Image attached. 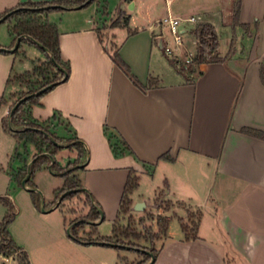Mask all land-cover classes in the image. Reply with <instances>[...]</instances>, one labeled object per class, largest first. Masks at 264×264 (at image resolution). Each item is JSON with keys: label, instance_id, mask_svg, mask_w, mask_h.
I'll list each match as a JSON object with an SVG mask.
<instances>
[{"label": "crops", "instance_id": "obj_1", "mask_svg": "<svg viewBox=\"0 0 264 264\" xmlns=\"http://www.w3.org/2000/svg\"><path fill=\"white\" fill-rule=\"evenodd\" d=\"M55 1L63 0H0V15L27 2ZM236 3L112 0L104 6L97 0L47 16L58 29L61 57L71 74L32 106L29 115L59 138L83 142L87 154L81 165L86 166L76 175L104 215L101 224L89 226L91 238L115 236L129 180L137 177L135 198H128L132 208L150 194L164 206H177L173 209L179 226L169 223L153 264H229V259L234 264H264V140L241 132H264V0H241L239 23L247 30L233 29ZM119 17L128 24H106ZM169 17L183 20L190 48L197 45L193 31L210 24L217 31L221 57H226L233 39L235 54L224 63L196 65L188 73L173 71L157 42L163 31L167 33L162 23ZM191 18L196 22H187ZM14 40L12 33L0 38V48L14 49ZM22 45L17 53L0 52V198L15 207V220L8 227L13 242L31 264H126L138 259L134 253L126 256L128 250L70 238L67 216H48L59 208L48 214L39 211L31 192L15 179L12 170L22 167L15 159L22 146L14 134L15 139L7 134L2 120L10 112V98L23 91L13 80L45 57L36 47ZM115 49L143 86H154L147 92L137 88L111 59L109 52ZM15 141L16 147L10 144ZM164 155L173 162L160 160ZM78 156L76 149L64 148L55 159L66 167ZM48 167L33 177L38 190L36 179ZM60 179L62 185L50 191L49 206L55 191L64 186ZM0 212L1 222L8 214L2 203ZM188 221L196 224L190 231L185 224V231L182 225ZM104 225L112 227L111 234L103 231ZM0 264H19L18 256L0 254Z\"/></svg>", "mask_w": 264, "mask_h": 264}, {"label": "trees", "instance_id": "obj_2", "mask_svg": "<svg viewBox=\"0 0 264 264\" xmlns=\"http://www.w3.org/2000/svg\"><path fill=\"white\" fill-rule=\"evenodd\" d=\"M88 1L89 0H76V1L63 0V1H55V2H41V3L27 2L19 5L17 8L13 10L7 11L3 15H0V20H1L7 14L12 13V15L8 19H6L2 24L10 23L12 25L11 33L15 37L14 40L15 44L20 37L29 36L33 38L37 43L42 45L43 48L48 50L47 53L43 48L34 44L32 41L27 40L28 42L26 43L36 47L46 56V58L48 59V66L54 70V72H52L54 76L51 77L47 75L48 73L42 71L40 68H37L35 70V73H39V75L43 78V80H46V82L40 89L30 91L14 104L15 106L23 98L30 96L25 102L21 103V105L18 107L15 113L9 117V127L11 125L15 130L19 131L15 134V137H17L18 139L20 138L25 139V144H32L37 148L38 153L33 158V160L36 161L32 166V177L27 184V186L32 189H36L33 183L34 175L38 171H40L43 168V166L51 164L50 159L44 154H51L55 158L57 153L63 150L64 148L76 149L78 151L79 153L78 159L74 162H69V164L66 167H62L56 159H55V163L52 165V170L56 173L58 177L64 180L63 188L55 191L56 201H58L61 196H63L66 192L69 191H72L73 193L68 195L64 199V201L75 195L87 194V191L86 192L84 191V189H86L85 186L83 185L79 177L76 175L78 171L83 170V169H78L77 166L81 165L83 158H85L87 154V151L81 140L61 139L56 134L51 132V128L49 126H43L37 122H34L29 115V111L32 106L38 105L41 99L45 95L53 91L57 86L66 83L71 74L70 66L67 63H65L61 57L60 40H59L60 35L58 29L55 25L49 23L47 16L52 12L80 7L82 5L87 4ZM96 1L97 0H93L90 4L86 5L85 7L92 5ZM240 7H241V0H237L234 11L233 29L236 30L237 27H242L245 30H247L248 29L247 26L240 25L239 23ZM15 21H17L16 24ZM127 24H128L127 19L122 21V18L119 17L112 23V27L115 28L120 25H127ZM193 35L197 39V53L193 60V63L196 65H202V64L210 65V64L224 63L226 60H228L235 54L236 41L233 39L228 54L226 55V57H221L219 52L220 49L219 37L215 27L210 24L200 25L196 30L193 31ZM21 43H25V41L22 40ZM17 52L18 50L15 51L14 53ZM3 53L10 54L9 52H3ZM109 54L115 65L119 69H121V71L131 80V82L137 88H139L143 92H147L149 88H152L154 86L153 84H150L149 87L143 86L141 82L136 78V76L133 75L131 68L128 66V64L121 58L120 53L117 49L113 50L112 53L109 52ZM56 64L59 65L62 69H64L65 73L58 70ZM192 68L193 66L186 65L181 70V72L188 73ZM260 78L262 84L264 85V59L260 66ZM42 90L45 91H43L40 95H36L38 92ZM2 101L3 100H1L0 104H2ZM56 118L57 117L55 116V119ZM43 132H45L49 136ZM241 132L243 134L264 140V132L253 129H247V128L242 129ZM160 160L173 162V159L169 155L162 156ZM27 173H28V167L24 172H22V174H19V178L17 179V181L20 185L22 184V181L25 179ZM138 179L139 178L134 177L129 180L127 190L125 191V198L123 200V205L121 207V210L125 205V203H128V201H129L128 203L129 205L132 204V202L128 199V194L132 189L134 188L136 189L138 187V182H139ZM31 196L35 207L39 211H41L40 195L36 192H32ZM87 199H89V206H90L88 215L84 219H79L74 223L80 220H87L92 222H98L100 220L101 214L99 210L102 211L101 206L99 204H96L97 206L95 204H92L93 197L89 194H87ZM0 203H2L8 209L7 216L0 222V238H1L0 254H3L5 256L17 255L19 259V264H31L27 253L21 250L13 242L8 232V227L15 220L14 205L11 203V201L8 198H0ZM55 204L56 202L53 203L50 207H53ZM164 204L165 203L160 202V205L164 206ZM169 223H170V219L169 221H167L166 230H168ZM81 226L83 225H79L72 230V234L75 237V241L81 244L96 245V243L98 242L115 244L117 245L115 248L118 250L121 251L128 250L142 257L143 260L138 264H149L151 262V257L144 251L153 253L155 255V258L157 256L156 250H149L148 248L142 247L139 244L130 242L132 240L130 238H133L134 240H139L140 236L135 235L130 237L129 234L126 235L124 234L123 237L129 239V242H125L124 240H121V238H118L119 236L118 223L114 227L113 233L115 236L113 238L98 237L96 239H93V238L79 237L78 229ZM182 226H183V230L186 231V226L184 223ZM94 227L96 226H93V228Z\"/></svg>", "mask_w": 264, "mask_h": 264}, {"label": "rangeland", "instance_id": "obj_3", "mask_svg": "<svg viewBox=\"0 0 264 264\" xmlns=\"http://www.w3.org/2000/svg\"><path fill=\"white\" fill-rule=\"evenodd\" d=\"M107 1H112V0H102V3L107 4ZM116 19L113 18L112 20L106 21V24L109 23L111 24L112 22H114ZM125 19H122V21ZM17 21H15L16 24ZM105 23L101 24L102 28H103V38L104 41L108 42V39L110 36H108V32H107V25ZM10 23H4L2 25H0V38H5L10 36ZM25 43L28 42L27 40H24ZM224 43V42H223ZM23 44V43H22ZM21 44V47L23 46ZM16 45V44H15ZM195 43H194V48H190V46H188V42L185 41L184 46L180 48L179 53L180 56L179 58H177L178 62L173 65L172 64V58H167L166 57V62L169 64V66L171 67V69L175 72H181V70L184 68V66L186 65H191L193 67L196 66V64L193 63L194 60V56L192 54L193 51H195ZM222 51L226 50V46L225 44H223L222 47ZM192 49V50H191ZM36 49H32L31 53L33 54ZM236 50V48H235ZM192 54V55H191ZM189 59H192V62L187 63V61ZM35 65L33 67V69L28 72L25 73L24 75L17 77L13 80L16 81L18 84H20L21 86H23V91L15 94L14 96H12V100L10 98V112L9 114H7L3 120H2V124H3V128L5 129V131L7 132L8 135H12V134H16L15 132H12L10 127H9V117H10V113L13 109L14 104L20 99L22 98L24 95H26L27 93H29L30 91L33 90H38L40 89L46 82V80H43V78L39 75V73H35V70L37 68H40L42 71L48 73L47 75L53 77V73L54 70L51 69L48 66V59L45 57H42V59L40 60H35L34 61ZM12 137V136H11ZM13 139H15L14 137H12ZM21 142V149L20 152L21 154H17V158L16 161H18L20 163V165L22 166L20 169H13L12 173L17 177L15 178L16 180L19 178V174H22V172H24L27 169V166L30 164V162L33 160L34 156L37 155L38 151L37 148L32 145V144H25V139H19ZM8 143V142H7ZM6 144V142H5ZM9 144V143H8ZM10 144H15V147L17 146V142H10ZM4 145V143H3ZM1 146V144H0ZM3 148V146L1 147ZM17 170L19 171V174H17ZM38 180V183H40V188H41V192L43 194V198L40 196L41 198V202L42 199H44V201L47 202L46 206H47V210L52 209L49 206V201L51 200V190L55 187H58L60 185H62V181L59 177H56L54 174H52L50 171L44 172L42 174L39 175V177L36 179V181ZM139 181V179H138ZM22 187V184H21ZM23 188V187H22ZM149 189V188H148ZM136 189H132L129 194H128V198H135V194H136ZM149 191V190H148ZM152 191V190H151ZM61 198V197H60ZM146 202H148L149 206H156L154 208H147L144 211H138V212H133L131 210L132 208V204L129 205V201L128 203H125V205L123 206L122 210H121V218H120V222L118 224V233L119 236L118 238H121V240H124L125 242H129V239L124 238L123 235L125 234H129L130 237L132 236H140L139 240H134L133 238L130 242H133L135 244H139L142 247L148 248L149 250H156L158 251L159 248V244L160 242L164 239L166 233H167V221L170 222L172 221V228L173 226L178 227L179 226V222L176 219V217H178L177 213L175 212V210L173 209L176 208L177 206H172L171 204H167L164 206L160 205V198L153 197V194H150L148 197H144ZM60 200V199H59ZM58 200V201H59ZM58 201H56V198L53 199V203H57ZM52 203V204H53ZM51 204V205H52ZM160 206V207H159ZM181 207L183 209V206H178ZM89 201L87 200V198L83 195H75L73 197H70L68 199H66L65 201L63 200V202L61 203L59 209H57L56 211L52 212L50 215H48L49 217H51L53 220L54 219H59L61 220L63 216H67V228L66 231H68V229L71 227V224L74 223L75 221L79 220V219H84L88 213H89ZM177 209V208H176ZM180 208H178L179 210ZM181 210V209H180ZM185 210V209H184ZM167 212V213H166ZM43 213V212H42ZM67 214V215H66ZM0 216H1V212H0ZM2 218V216L0 217ZM185 221V219L183 220ZM189 227V231L194 229V226L196 224V221H188L187 223H184ZM111 229L112 227L110 225H104L103 227V231L105 232V230H107L106 233L111 234ZM88 231H90L89 225H83L78 229V236L81 234L82 238H91V233H87ZM85 236V237H83ZM126 256H128L129 258L133 257V253L132 252H127L124 253ZM123 254V255H124ZM8 257V256H5ZM138 259L134 260V261H128L126 262V264H138L140 263L143 258L138 256ZM229 264H234L232 259H229Z\"/></svg>", "mask_w": 264, "mask_h": 264}, {"label": "water", "instance_id": "obj_4", "mask_svg": "<svg viewBox=\"0 0 264 264\" xmlns=\"http://www.w3.org/2000/svg\"><path fill=\"white\" fill-rule=\"evenodd\" d=\"M92 1H93V0H89V1L87 2V4L82 5V6H80V7H77V9L84 8L86 5L90 4ZM124 2H126V0H122V3H124ZM11 15H12V13L7 14L5 17H3V18L0 20V24H2V23H3L6 19H8ZM22 40H30V41H32L34 44H36V45H38L39 47L43 48L42 45H40L39 43H37L33 38H31V37H29V36H22V37H20V38L17 40L14 49H12V50H7V49H5V48H0V52H1V53H3V52L14 53L15 51H17V50L19 49V46H20ZM157 42H158L159 46L161 47V49L164 51V43H165V40H164L163 38H158ZM43 49L48 53V50H47V49H45V48H43ZM53 61H54V60H53ZM172 64L175 65V60H172ZM56 67H57L58 70H60V71H62L63 73H65L64 69H62L59 65L56 64ZM66 77H67V76H66ZM43 91H45V90H42V91L38 92L36 95H40ZM29 97H30V96H28V97H26V98H23L21 101H19V102L14 106V108L12 109V111H11V113H10V116H12V115L15 113V111L18 109V107L21 105V103L25 102ZM10 129H11L12 132H15V133L19 132L18 130H15L11 125H10ZM43 133H45V132H43ZM45 134H46V133H45ZM46 135H48V134H46ZM48 136H49V135H48ZM58 145H59V144H58ZM60 146H61V145H60ZM44 155L47 156V157L50 159V161H51V164L49 165L48 170H49L52 174L56 175V173L52 170V165L55 163V158H54L51 154H44ZM35 161H36V160H32L31 163L29 164V166H28V173H27L25 179L22 181V187H23L25 190H27V191H29V192H31V193H32V192H36V193H38V194L43 198V194H42V192H41L40 190H38V189H31V188H29V187L27 186L29 180H30L31 177H32V166H33V164L35 163ZM85 166H86V163L77 166V168H78V169H83V168H85ZM84 191L86 192L85 189H84ZM71 193H73V192H72V191H69V192H66L63 196H61L60 200H59V201L55 204V206H54L52 209H50V210H47V209H46L45 201H44V199H42V202H41V212H43L44 214H48V213L52 212L53 210L59 208L60 205H61V203L63 202V200H64L68 195H70ZM147 208H154V206H149V205H148V202L137 203V204L134 205V207L132 208V210L135 211V212H138V211H144V210H146ZM99 212H100V214H101V218H100V220H99L98 222H92V221H87V220H80V221H78V222H76V223H74V224L71 225V227H70V228L68 229V231H67V232H68V236H69L70 238H72V239L75 240V237H74L73 234H72V230H73L75 227L79 226V225L97 226V225L101 224V223L104 221V215H103V212H102L101 210H99ZM96 245L107 246V247H114V248L117 246V245H115V244L101 243V242L96 243ZM144 252H146V253L151 257V262H150L149 264H153V263L155 262V259H156V258H155V255H154L153 253H151V252H148V251H144Z\"/></svg>", "mask_w": 264, "mask_h": 264}, {"label": "built area", "instance_id": "obj_5", "mask_svg": "<svg viewBox=\"0 0 264 264\" xmlns=\"http://www.w3.org/2000/svg\"><path fill=\"white\" fill-rule=\"evenodd\" d=\"M187 22L195 23L196 20L191 18ZM183 20L169 17L162 23V28L167 30V33L164 31L161 33L159 38L165 40L164 43V54L167 58H172L175 60V64L178 62L180 48L184 46L186 30H183ZM192 62V59H189L187 63Z\"/></svg>", "mask_w": 264, "mask_h": 264}]
</instances>
